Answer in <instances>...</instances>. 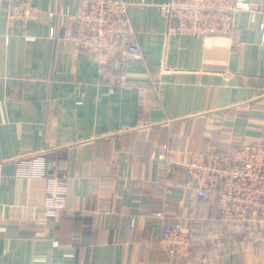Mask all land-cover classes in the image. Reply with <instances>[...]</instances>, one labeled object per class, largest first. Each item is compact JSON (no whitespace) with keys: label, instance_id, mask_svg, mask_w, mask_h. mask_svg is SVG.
I'll return each instance as SVG.
<instances>
[{"label":"crops","instance_id":"0c3cea01","mask_svg":"<svg viewBox=\"0 0 264 264\" xmlns=\"http://www.w3.org/2000/svg\"><path fill=\"white\" fill-rule=\"evenodd\" d=\"M29 1L41 13L26 23L0 8V264H264V222L223 221L183 166L264 141V0L236 13V43L169 35L167 0H125L141 58L122 71L65 40L68 19L50 36L44 12L79 0ZM37 154L62 168L51 211ZM176 218L191 248L168 260L159 239Z\"/></svg>","mask_w":264,"mask_h":264},{"label":"built area","instance_id":"2783aa9c","mask_svg":"<svg viewBox=\"0 0 264 264\" xmlns=\"http://www.w3.org/2000/svg\"><path fill=\"white\" fill-rule=\"evenodd\" d=\"M7 0H0V8ZM125 0H79L72 15L62 8L44 12L50 25V36L56 34V22L64 25L63 38L77 50L97 61L101 67L116 64L122 71L130 60L141 58L140 46L128 15ZM166 23L167 34L199 38L227 37L237 42L235 15L249 12L253 17L258 8L248 0H167L157 4ZM41 10L29 0H10L7 8L9 21L26 23L39 17ZM264 41V34H262ZM36 166L43 173L50 171L49 192L53 204L47 211L63 204V188L53 187L62 168L37 154ZM164 157V155H161ZM34 159V157L32 158ZM185 185L194 188L198 197H215L222 220L244 224L264 222V141H241L226 150L207 149L193 152L183 163ZM155 216L166 218L162 212ZM159 246L168 260L187 257L191 248V234L180 218L165 224Z\"/></svg>","mask_w":264,"mask_h":264}]
</instances>
